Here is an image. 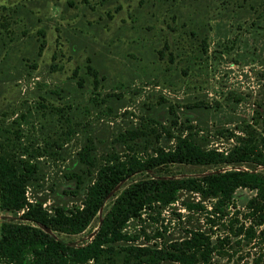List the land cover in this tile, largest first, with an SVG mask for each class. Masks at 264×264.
Here are the masks:
<instances>
[{"label": "rangeland", "instance_id": "obj_1", "mask_svg": "<svg viewBox=\"0 0 264 264\" xmlns=\"http://www.w3.org/2000/svg\"><path fill=\"white\" fill-rule=\"evenodd\" d=\"M248 126L264 139V0H0V140L14 161L36 167L25 185L29 201L71 209L112 155L146 158L178 135L225 151ZM231 169L264 174L252 163L147 168L120 181L81 230L33 225L81 246L133 185ZM253 193L237 188L228 215L211 224L210 201L187 208L198 195L181 191L127 220L128 240L85 264H133L125 247L170 249L190 228L221 247L210 264H254L261 244L239 240L227 224ZM20 213L0 210V224L28 222Z\"/></svg>", "mask_w": 264, "mask_h": 264}, {"label": "trees", "instance_id": "obj_2", "mask_svg": "<svg viewBox=\"0 0 264 264\" xmlns=\"http://www.w3.org/2000/svg\"><path fill=\"white\" fill-rule=\"evenodd\" d=\"M234 138V144L225 151L200 147L190 137L178 135L173 147L156 148L146 158L130 154L121 159L112 155L97 167L79 205L71 209L56 206L52 211L42 206L41 202L29 201L25 196L26 181L32 178L36 167L24 160L14 161L12 155L9 157L6 154L9 141L0 140V210L20 211V217L28 221L1 222L0 264H85L87 261H97L111 250L113 243L128 240L122 230L127 220L139 219L142 210L146 212L170 203L181 191L198 195L199 200L188 204L187 208L204 210L201 201H210L207 219L213 224L228 215L225 207L233 204V193L237 188H248L254 193L245 202L244 211L234 209L230 214L227 219L228 231L232 230L239 240L260 243L262 251L253 262L264 264V174L255 171L231 169L198 177L149 179L133 185L109 210L93 238L81 246L67 245L33 225L64 232L79 231L120 181L147 168H166L173 163L264 165V154L259 149L264 139L260 134L248 126ZM81 154L87 165H93L87 149H83ZM233 223H237L236 226ZM226 240L227 235L224 238L216 237L217 242ZM170 247L158 249L129 245L125 247V252L130 259H134L133 264H158L161 260L180 264H210L214 252L222 253L221 247L212 243L208 233L193 228L186 231L182 241Z\"/></svg>", "mask_w": 264, "mask_h": 264}]
</instances>
